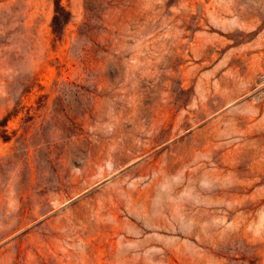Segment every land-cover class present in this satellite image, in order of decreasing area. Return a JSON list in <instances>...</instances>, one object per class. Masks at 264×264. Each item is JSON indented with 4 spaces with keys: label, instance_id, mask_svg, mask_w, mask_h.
<instances>
[{
    "label": "rangeland",
    "instance_id": "374dc122",
    "mask_svg": "<svg viewBox=\"0 0 264 264\" xmlns=\"http://www.w3.org/2000/svg\"><path fill=\"white\" fill-rule=\"evenodd\" d=\"M0 264H264V0H0Z\"/></svg>",
    "mask_w": 264,
    "mask_h": 264
},
{
    "label": "trees",
    "instance_id": "16d2710c",
    "mask_svg": "<svg viewBox=\"0 0 264 264\" xmlns=\"http://www.w3.org/2000/svg\"><path fill=\"white\" fill-rule=\"evenodd\" d=\"M70 21V14L63 7L58 6L51 22L52 32L61 39L63 32ZM60 33V34H59Z\"/></svg>",
    "mask_w": 264,
    "mask_h": 264
}]
</instances>
